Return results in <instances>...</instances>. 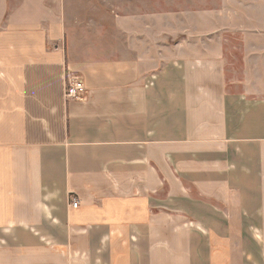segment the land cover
<instances>
[{
    "label": "crops",
    "instance_id": "0c3cea01",
    "mask_svg": "<svg viewBox=\"0 0 264 264\" xmlns=\"http://www.w3.org/2000/svg\"><path fill=\"white\" fill-rule=\"evenodd\" d=\"M203 4L0 0V264H264V45Z\"/></svg>",
    "mask_w": 264,
    "mask_h": 264
},
{
    "label": "rangeland",
    "instance_id": "374dc122",
    "mask_svg": "<svg viewBox=\"0 0 264 264\" xmlns=\"http://www.w3.org/2000/svg\"><path fill=\"white\" fill-rule=\"evenodd\" d=\"M203 1H205L206 4L201 5L200 8L212 11L215 10L216 12L202 14V16L205 17L200 19L199 27L206 30H221L224 33H217L215 36L211 35L209 36L210 40L203 37V40L208 42L205 43V45H208L209 42L212 41L211 44L221 46L223 50L224 47L228 45H264V0H227V6L223 5L226 2H224V0ZM191 3L192 0H184V9L186 13H188V10L192 9L190 6ZM230 19L233 21L232 23H230ZM231 29L259 31L261 34H258L259 37L254 36L244 39L230 36L227 32ZM224 54L225 53L220 54V56L224 58ZM227 56L231 62L236 63V66L239 65L237 64V60H241L242 58V54H228ZM241 70V66H237L234 71L236 74H239Z\"/></svg>",
    "mask_w": 264,
    "mask_h": 264
},
{
    "label": "built area",
    "instance_id": "2783aa9c",
    "mask_svg": "<svg viewBox=\"0 0 264 264\" xmlns=\"http://www.w3.org/2000/svg\"><path fill=\"white\" fill-rule=\"evenodd\" d=\"M86 92V88L82 80L78 78H71L66 80L65 86V97L68 99H81L84 97ZM72 206H77V201H72Z\"/></svg>",
    "mask_w": 264,
    "mask_h": 264
}]
</instances>
